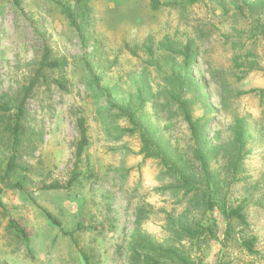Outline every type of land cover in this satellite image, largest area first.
Instances as JSON below:
<instances>
[{"label":"rangeland","instance_id":"374dc122","mask_svg":"<svg viewBox=\"0 0 264 264\" xmlns=\"http://www.w3.org/2000/svg\"><path fill=\"white\" fill-rule=\"evenodd\" d=\"M85 3L0 0V103L9 108L0 110V264H134L146 236L184 247L195 264H264V0ZM43 45L64 59L63 70L44 67L38 74ZM186 45L194 52L188 72ZM59 77L69 92L53 82ZM32 79L21 141L13 149L8 124ZM175 79H186L192 114L207 125L214 148L216 204L205 210L196 202L187 214L211 226L213 235L195 244L173 235L186 204L177 176L144 158L138 135L121 132L127 121L107 108L111 100L135 109L139 86L145 87L140 121L182 171L195 174L193 143L171 97ZM79 117L89 139L80 175L68 188H42L70 178ZM237 117L243 118L246 154L233 174ZM11 154L27 168L23 189L11 186L19 171L5 175ZM220 191L227 205L244 204L248 225L234 224L231 237L223 231ZM10 218L26 226L28 244L9 227ZM251 237L254 252L240 244Z\"/></svg>","mask_w":264,"mask_h":264},{"label":"trees","instance_id":"16d2710c","mask_svg":"<svg viewBox=\"0 0 264 264\" xmlns=\"http://www.w3.org/2000/svg\"><path fill=\"white\" fill-rule=\"evenodd\" d=\"M86 0H76L78 8L86 7ZM18 4V3H17ZM67 16L73 21L72 13H68ZM262 32L264 34V24L261 25ZM129 52L135 55V51L126 45ZM183 54V70L188 72L191 63L194 60V52L189 45H186L182 51ZM239 65V63H236ZM65 66V61L62 58L55 57L52 53L51 48L48 45H43V51L41 58L39 60V65L36 71H41L42 68L63 70ZM240 76L239 79H242ZM36 79H32L30 84L26 87L23 97L18 103L17 110L13 115V122L8 124V130L12 136V147L16 149L21 141V118L24 113V103L25 99L34 84ZM177 83L176 92L171 94V97L177 108L179 109L184 122L187 125L188 132L190 134L191 141L193 143L191 155L194 161L197 163L195 174L185 173L181 170V166L178 165L172 158V155L167 151H163L161 145L156 142L153 138L154 131L148 129L140 121L137 114H140V107L145 104V94L147 91L142 85L139 86V90L136 93V104L135 109H130L129 105L123 106L121 104L115 103L114 101L108 100L107 108L112 111L113 115L119 119H125L128 126L121 128V132H127L128 134H137L141 143L140 153L144 158H153L159 160V162L169 171L173 172L177 176L180 184L179 186L184 190L183 198H186V204L184 206V211L181 215L177 217L176 228L173 230V235L179 241L181 239H187L191 244L198 243L202 238L208 235H213V230L211 226H206L202 224L199 220L189 218L187 215L190 212V208L196 202L204 206V209H212L216 200L213 198L214 191L211 190L210 183L212 179V171L210 170L211 161V151L214 148L209 144L208 139L205 134L206 124L201 121V117H194L191 110V101L185 96L184 87L186 85V79H175ZM192 80V79H190ZM193 81V80H192ZM53 82L56 86L64 91L69 92L68 85L64 77H59L54 79ZM255 89H250L249 92ZM5 105L0 103V110L7 111ZM77 129H78V139L75 144V162L74 168L70 178L64 184L51 183L44 185V189L52 188H68L75 182L80 175L78 171L79 161L89 143L87 126L82 117L77 119ZM245 129L243 126V118L237 117L234 121L233 134H232V144L235 147L234 155L230 161L231 169L233 174H235L238 167H240L241 161L243 160L246 151L245 147ZM19 171L20 179L16 181L11 186L13 188L23 189L24 181L26 178L27 168L18 165L15 162V154H11L5 169V175L7 176L13 171ZM192 172V169L190 170ZM205 187L204 190L202 188ZM218 191V190H217ZM218 195V200H221V213L225 221L224 233L227 237H231L234 224L246 227L248 225L246 215L244 212V204H238L236 206L227 205L224 200L223 192L220 191ZM230 206V207H229ZM0 208L3 205L0 203ZM170 221L175 223V219L171 218ZM9 227L28 244L30 233L26 226L20 221L14 218L9 219ZM72 236V233H69ZM75 244L76 241L74 240ZM255 242V237L250 239L241 240V245L248 252H254L253 246ZM182 246H174L172 244H157L149 236L142 238V243L139 245L141 250H136L134 253L137 255L133 258L134 264H195L191 255Z\"/></svg>","mask_w":264,"mask_h":264}]
</instances>
